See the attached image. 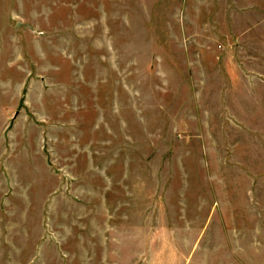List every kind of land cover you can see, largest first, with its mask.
<instances>
[{
    "label": "rangeland",
    "instance_id": "1",
    "mask_svg": "<svg viewBox=\"0 0 264 264\" xmlns=\"http://www.w3.org/2000/svg\"><path fill=\"white\" fill-rule=\"evenodd\" d=\"M0 264H264V0H0Z\"/></svg>",
    "mask_w": 264,
    "mask_h": 264
},
{
    "label": "crops",
    "instance_id": "2",
    "mask_svg": "<svg viewBox=\"0 0 264 264\" xmlns=\"http://www.w3.org/2000/svg\"><path fill=\"white\" fill-rule=\"evenodd\" d=\"M6 113H11V112H10V111L6 112L5 109H4L3 111H1L2 118H3L4 114H6ZM11 114H12V113H11ZM11 114L9 115V117H8L7 119H12ZM10 117H11V118H10Z\"/></svg>",
    "mask_w": 264,
    "mask_h": 264
}]
</instances>
